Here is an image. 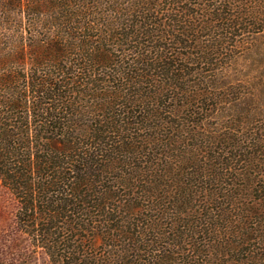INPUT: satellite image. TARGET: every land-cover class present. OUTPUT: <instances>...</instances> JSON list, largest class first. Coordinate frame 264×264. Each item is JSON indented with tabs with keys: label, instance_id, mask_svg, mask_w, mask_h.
Wrapping results in <instances>:
<instances>
[{
	"label": "trees",
	"instance_id": "trees-1",
	"mask_svg": "<svg viewBox=\"0 0 264 264\" xmlns=\"http://www.w3.org/2000/svg\"><path fill=\"white\" fill-rule=\"evenodd\" d=\"M0 185L49 264H264V0H0Z\"/></svg>",
	"mask_w": 264,
	"mask_h": 264
},
{
	"label": "rangeland",
	"instance_id": "rangeland-1",
	"mask_svg": "<svg viewBox=\"0 0 264 264\" xmlns=\"http://www.w3.org/2000/svg\"><path fill=\"white\" fill-rule=\"evenodd\" d=\"M239 78L240 74H231ZM17 201L0 185V264H49L41 251H34L25 234L18 228L15 214Z\"/></svg>",
	"mask_w": 264,
	"mask_h": 264
}]
</instances>
